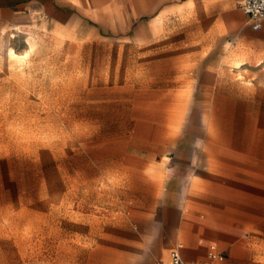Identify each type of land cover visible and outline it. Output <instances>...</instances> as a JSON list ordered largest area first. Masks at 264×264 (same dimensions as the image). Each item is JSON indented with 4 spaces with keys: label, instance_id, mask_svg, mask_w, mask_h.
Here are the masks:
<instances>
[{
    "label": "rangeland",
    "instance_id": "rangeland-1",
    "mask_svg": "<svg viewBox=\"0 0 264 264\" xmlns=\"http://www.w3.org/2000/svg\"><path fill=\"white\" fill-rule=\"evenodd\" d=\"M106 1L75 25L0 16V264H162L201 221L220 235L196 260L264 264L256 40L215 31V0ZM180 149L203 153L185 184L166 174Z\"/></svg>",
    "mask_w": 264,
    "mask_h": 264
},
{
    "label": "crops",
    "instance_id": "crops-1",
    "mask_svg": "<svg viewBox=\"0 0 264 264\" xmlns=\"http://www.w3.org/2000/svg\"><path fill=\"white\" fill-rule=\"evenodd\" d=\"M129 1L132 2V4L129 5V12H139L140 10L136 8L137 0ZM195 1L197 0H184V3L185 5H192ZM215 1L217 7L219 8V17L213 22L214 30L218 33L224 34L227 37L238 36V39H240L242 42L256 40L258 52L261 54V57L264 61V20L261 29L255 30L252 28L248 16L244 13L241 7L235 6V0ZM111 7L112 5L106 0H0V16L11 17L17 13L33 11L44 14L48 20L57 25L67 26L78 23L80 24L85 20L88 21L89 19H93V17H97L101 13L113 11ZM166 12L167 8L164 7L159 11L158 14H156V17H161ZM115 27H129V29H132L133 25H121ZM18 28L19 25L17 24L15 29ZM230 43H232V41L228 40L227 47L230 46ZM202 156L203 153L201 154L200 151L196 149L192 151L180 149L178 150L177 154H175V156L169 157V163L172 164L170 167H166V174L171 175V178L177 177L178 179H182L184 181L183 184H185L189 180H192L193 173L189 172L190 169H188V172H183L181 168L186 166L188 163L193 165L196 163L202 164ZM183 189L185 193L187 189L186 185L183 186ZM232 216H259V214H251L243 210H237ZM196 230H198V232L197 235L194 236L195 246L192 248H186L184 243H178L176 249L180 250L185 259L200 262L196 259H191L190 257L188 258L189 254L187 253H192L193 257L195 258L196 254L200 252L199 246L201 243H203L204 240L207 241L211 239V237L220 235V232L210 221L199 222L196 226ZM198 234H201V236H203L205 239L201 242H198ZM222 238L224 240L227 239L226 236H223ZM212 246H215L219 250H223L225 252L219 242H213L209 244V249ZM234 249L235 250H233V252H236L238 247L234 246ZM216 261L222 260L212 259V263Z\"/></svg>",
    "mask_w": 264,
    "mask_h": 264
},
{
    "label": "built area",
    "instance_id": "built-area-1",
    "mask_svg": "<svg viewBox=\"0 0 264 264\" xmlns=\"http://www.w3.org/2000/svg\"><path fill=\"white\" fill-rule=\"evenodd\" d=\"M239 6L248 16L253 29L259 30L264 20V0H238ZM208 256L212 259L223 260L225 252L212 246L208 251ZM162 264H205L202 262L187 260L183 257L179 249H174L170 253L169 260Z\"/></svg>",
    "mask_w": 264,
    "mask_h": 264
},
{
    "label": "bare ground",
    "instance_id": "bare-ground-1",
    "mask_svg": "<svg viewBox=\"0 0 264 264\" xmlns=\"http://www.w3.org/2000/svg\"><path fill=\"white\" fill-rule=\"evenodd\" d=\"M182 6V5H181ZM34 48V47H33ZM13 50V49H12ZM13 53H14V51H13ZM15 54V53H14ZM11 55H12V53H11ZM18 55V54H17ZM29 54H28V52L26 53V57L28 56ZM20 58V57H19ZM18 58V59H19ZM29 58V57H28ZM25 59V58H24ZM246 63V60L244 61V59H240V60H237L236 62H235V66L237 67V68H240V67H242L244 64ZM233 163V162H232ZM214 215V214H213ZM211 231V230H210ZM207 233V232H206ZM209 236V235H208ZM197 249V248H196ZM189 250V249H188ZM193 251H195V250H193ZM185 252V251H184ZM189 252V251H188ZM187 253V252H186ZM187 254H189L188 255V258L190 257L191 259H196V258H194L193 257V254L191 253L190 254V252L189 253H187ZM186 254V255H187Z\"/></svg>",
    "mask_w": 264,
    "mask_h": 264
}]
</instances>
